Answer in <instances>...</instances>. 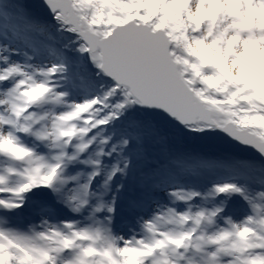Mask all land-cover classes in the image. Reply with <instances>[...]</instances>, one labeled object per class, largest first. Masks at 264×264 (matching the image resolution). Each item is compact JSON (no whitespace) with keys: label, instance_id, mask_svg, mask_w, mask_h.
Wrapping results in <instances>:
<instances>
[{"label":"snow or ice","instance_id":"obj_1","mask_svg":"<svg viewBox=\"0 0 264 264\" xmlns=\"http://www.w3.org/2000/svg\"><path fill=\"white\" fill-rule=\"evenodd\" d=\"M0 264H264V0H0Z\"/></svg>","mask_w":264,"mask_h":264}]
</instances>
